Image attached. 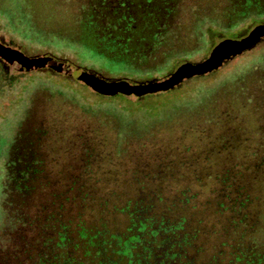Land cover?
Returning <instances> with one entry per match:
<instances>
[{"label": "rangeland", "instance_id": "374dc122", "mask_svg": "<svg viewBox=\"0 0 264 264\" xmlns=\"http://www.w3.org/2000/svg\"><path fill=\"white\" fill-rule=\"evenodd\" d=\"M94 1L0 0L2 45L30 59L52 58L69 68L61 73L42 63L31 71L16 67L3 70L0 66V264H19L21 261L14 258L16 243L5 233L8 223L6 180L13 147L24 133L33 136L32 132L41 127L50 137L45 147L48 145V149L54 150L46 152L44 148L43 159L48 166L53 161L61 168L63 164L77 162L78 147L73 144L77 140L73 135L78 131L89 134L98 131L102 140L113 141V149L120 154L129 151L136 155L141 154V150L152 157L161 153L178 154L185 146H193L198 154H202L203 149L207 150L204 146L206 133H215L217 128L215 122H211L215 117L223 118L217 132L231 134L236 132L238 125L229 121L225 123L223 114L255 116L264 113V37L254 47L226 60L213 72L186 79L165 92L141 97L125 93L103 95L78 79L85 72L105 83L127 82L137 86L164 81L185 64L206 61L223 41L248 37L256 27L264 26V14L230 21L231 26L223 27L219 21L225 17H221L218 10L228 6L227 0H183L178 14L182 24L175 34H163L159 44L156 33L147 25H141L137 34L156 42L152 45L157 51L153 55L120 58L124 62L111 57L117 52L106 46L108 39L98 43L97 37L91 36V30L86 27L85 21L89 19L85 18L90 17L87 11ZM205 15L208 17L198 18ZM213 15L220 17L211 18L215 17ZM130 58L136 60L135 63H128ZM253 118L248 123L250 129L254 125ZM86 160L83 162L88 164L89 160ZM151 160L138 161V169ZM227 161L229 158H217L215 165H226ZM175 165L166 176L174 182L180 181L183 172ZM206 169L197 172L196 177L189 173L182 178L190 182L207 180L209 173ZM162 178L152 176L153 184L138 187L123 182L109 190L106 183L99 192L104 191L119 199V205L108 224L103 220L105 223L101 229L105 238L127 235V222H136L144 213L156 220L161 215L185 219L192 228L200 223L201 233L206 236L198 235V245L207 248L208 255L219 254L222 250L228 260L242 250H251L250 244L240 248L237 239L226 231L229 227L224 225L220 230L216 226L218 219L214 218L212 210L205 208L207 197L203 198L201 189L176 191L175 186H167ZM125 213L132 215L131 220L124 218L122 214ZM20 238L19 243L24 245L25 239ZM69 248V257H76L73 248ZM30 249L24 245L19 252L28 254ZM31 255L24 259H30ZM50 258L46 261L49 262ZM35 260L31 264H37Z\"/></svg>", "mask_w": 264, "mask_h": 264}, {"label": "trees", "instance_id": "16d2710c", "mask_svg": "<svg viewBox=\"0 0 264 264\" xmlns=\"http://www.w3.org/2000/svg\"><path fill=\"white\" fill-rule=\"evenodd\" d=\"M182 2L95 0L88 8L87 15L90 17L85 18L89 19L85 21L86 27L91 30V36L97 37L98 43L104 38L109 40L106 46L117 52L111 57L119 58L115 61H124L120 58L131 55H153L157 47L152 44H160L163 34H175L181 26L178 14ZM227 3V7L218 10L219 15L225 17L219 21L223 27L231 26L230 21L264 14V0H227ZM202 17L208 16L198 18ZM143 24L153 30L160 40L150 42L146 36L140 37L137 31ZM135 61L130 58L127 62ZM223 117L225 123L229 121L240 127L237 126L235 133H220L217 131L223 124V118L212 119L217 128L215 133H206L204 146L207 150L203 149L202 154H198L193 146H185L178 154L161 153L153 157L145 150L139 152L142 155L129 151L120 154L113 149V141L102 140L98 131L92 134L78 131L73 135L77 140L73 142L78 147L75 155L77 162L63 164L61 168L53 161L48 166L43 159L44 148L46 152L54 150L48 149V145V148L45 147L50 137L41 127L32 132L33 136L24 133L16 140L7 165L8 223L5 233L10 241L16 243L14 258H20L19 264H31L40 255L47 259L59 257L60 261H64L71 254L69 247L73 248L76 256L73 261L79 257L86 258L88 246L95 245V241L104 237L101 225L108 224L119 205V199L99 191L106 183L108 190L123 182L131 187L150 185L154 183L150 177L158 175L163 177L167 186H175L176 191H190L195 187L201 189L203 198L207 197L205 208L212 210V215L218 219L216 226L220 230L224 225L229 227V230L225 228L226 231L237 239L241 249L251 245L250 251L242 250L239 255L254 257V264H264V113L255 116L223 114ZM252 117L254 125L250 129L248 123ZM223 157L229 158V161L217 167L215 160ZM85 158L89 160L88 164L83 162ZM143 159L152 160L138 169L137 163ZM175 164L183 172L180 181L174 182L166 176L174 170ZM204 168L209 173L207 180L190 182L183 179L189 173L196 177L197 172ZM19 237L25 239L26 248L31 247L30 253L19 252L24 246L19 243ZM29 254H32L30 259H24Z\"/></svg>", "mask_w": 264, "mask_h": 264}, {"label": "flooded vegetation", "instance_id": "af4514ba", "mask_svg": "<svg viewBox=\"0 0 264 264\" xmlns=\"http://www.w3.org/2000/svg\"><path fill=\"white\" fill-rule=\"evenodd\" d=\"M4 46V45H3ZM1 54L15 58L11 53L0 49ZM7 52V53H6ZM25 67L24 64L19 63ZM54 64V62H53ZM0 66L3 70L15 67L5 56L0 55ZM140 214L136 222H127V235L101 239L87 248L88 256L80 261L69 257L60 261L59 257H51L46 261L40 255L37 264H254V257L233 255L225 259L223 251L208 255L207 248H200L198 235L201 233L200 223L191 227L185 219L171 218L166 215L154 218ZM131 218L129 213L122 214ZM128 215V216H127ZM131 220V219H130ZM206 236L205 234L201 237ZM208 243V242H207ZM86 261V262H85Z\"/></svg>", "mask_w": 264, "mask_h": 264}, {"label": "water", "instance_id": "95a60500", "mask_svg": "<svg viewBox=\"0 0 264 264\" xmlns=\"http://www.w3.org/2000/svg\"><path fill=\"white\" fill-rule=\"evenodd\" d=\"M263 37L264 26H258L250 33L248 37L242 40H225L213 50L210 57L206 61L199 64H185L175 73H173L168 79L161 82H152L137 86L131 85L127 82L105 83L96 79L94 75L85 72H82L78 76V79L89 85L96 92H99L103 95L114 96L118 93H125L127 95L134 94L141 97L147 94L165 92L179 86L186 79L213 72L214 70L221 67L226 60L240 55L243 51L254 47L255 44ZM0 49L11 53V55L14 57H17L19 63L24 64L25 68L22 69L24 71L37 69L41 63L61 73L69 70L66 64L59 63L52 58H46L43 60L30 59L21 52L5 47L1 43Z\"/></svg>", "mask_w": 264, "mask_h": 264}, {"label": "bare ground", "instance_id": "6f19581e", "mask_svg": "<svg viewBox=\"0 0 264 264\" xmlns=\"http://www.w3.org/2000/svg\"><path fill=\"white\" fill-rule=\"evenodd\" d=\"M7 53V52H6ZM0 55H2V56H5L7 59H8V61H10V62H12V64L16 67V68H19V69H24L25 67H23V66H21L18 62H17V60H15V58H12L11 56H8V55H6V54H1L0 53Z\"/></svg>", "mask_w": 264, "mask_h": 264}]
</instances>
